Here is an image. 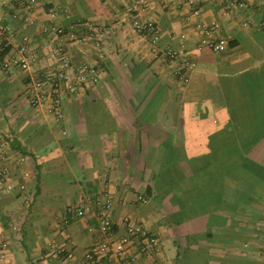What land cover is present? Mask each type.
<instances>
[{
    "label": "crops",
    "instance_id": "0c3cea01",
    "mask_svg": "<svg viewBox=\"0 0 264 264\" xmlns=\"http://www.w3.org/2000/svg\"><path fill=\"white\" fill-rule=\"evenodd\" d=\"M229 1L201 0L195 15L187 0H0V156L15 184L0 190V264H84L103 239L92 230L104 198L118 235L127 218L160 246L96 264H264V181L218 154L220 135L210 140L230 129L225 87L264 70V0H233L230 11ZM201 23L233 46L196 50ZM181 42L185 60L168 59L164 48ZM22 44L34 75L62 57L102 72L73 95L60 82L57 110L31 108L28 72L4 67ZM248 158L264 167V139Z\"/></svg>",
    "mask_w": 264,
    "mask_h": 264
},
{
    "label": "built area",
    "instance_id": "2783aa9c",
    "mask_svg": "<svg viewBox=\"0 0 264 264\" xmlns=\"http://www.w3.org/2000/svg\"><path fill=\"white\" fill-rule=\"evenodd\" d=\"M192 7L193 14L198 15V5L201 0H187ZM36 0H28L29 7H33ZM235 5L233 0H230L226 5L227 10H231ZM201 39L196 50L207 48L213 52L225 51L228 47V42L223 38H214V31L217 24L207 25L204 23L198 24ZM153 44L158 47L160 41L159 33L151 28ZM58 31L57 33H60ZM164 55L171 60H185V47L181 42L176 47H165ZM29 58V50L25 44L18 46L17 51L7 60L4 61V67H14L22 72H28L29 83L26 88L28 104L31 108H40L49 104L50 109L57 110L60 105L59 101V85L60 82L66 83V92L70 95L76 94L79 89L84 86H92L100 77L102 69L97 64H82L77 67H72L67 58L60 59V69L47 74L45 77L34 75L32 73V62ZM188 69L192 68V64L187 63ZM0 156V190L12 191L15 184L8 179L7 169L4 167ZM28 177V173H24V178ZM20 190H24L23 183L17 185ZM138 201L145 202L143 197H139ZM111 201L108 198L102 199L97 203L96 221L97 226L92 231L98 232L103 237L93 244L83 254L84 264H96L105 258H115L120 262L122 258H126L129 254L132 257L136 255H148L152 251L158 250L160 240L154 234H151L142 225L125 218L123 220L124 232L118 235L116 225L112 221L110 215ZM88 212V206L83 204L78 207L74 215L76 218L83 217ZM66 223V222H65ZM60 253H64L63 250ZM68 258L72 254L67 255ZM4 259V254L0 251V260ZM134 258H132L133 260ZM117 262V264H119Z\"/></svg>",
    "mask_w": 264,
    "mask_h": 264
},
{
    "label": "trees",
    "instance_id": "16d2710c",
    "mask_svg": "<svg viewBox=\"0 0 264 264\" xmlns=\"http://www.w3.org/2000/svg\"><path fill=\"white\" fill-rule=\"evenodd\" d=\"M229 46H233V43H229ZM6 53L7 50L1 54L2 57ZM243 80L241 83L225 87L223 97L230 129L214 134L210 140L212 137L216 140L220 135L219 153L217 147L216 152L221 156H236L237 168L251 172L264 181V167L248 158L250 152L264 139V70L254 77L245 74ZM251 80L257 81L253 83ZM230 165L233 166V163ZM218 166L227 169L228 163L219 162ZM237 181L241 183L238 190H250L239 176Z\"/></svg>",
    "mask_w": 264,
    "mask_h": 264
},
{
    "label": "rangeland",
    "instance_id": "374dc122",
    "mask_svg": "<svg viewBox=\"0 0 264 264\" xmlns=\"http://www.w3.org/2000/svg\"><path fill=\"white\" fill-rule=\"evenodd\" d=\"M201 178H202V176H201ZM183 183H180L179 185H177V188L179 189V190H177V188L175 187L174 188V190L173 191H176V192H174L175 194H174V196H176V193H177V196H179V192L181 191V189H187L189 186L188 185H190V184H188V180H191V179H189V178H187V177H185V178H183ZM203 180V179H202ZM196 181H197V179L195 180V181H193L194 183V185L196 184ZM209 183H208V180L207 179H205V181L202 183V187H201V189L200 190H209ZM176 196V199L177 200H175V202H179V200H178V197ZM160 197V196H159ZM178 205V204H177ZM251 213V212H250ZM258 213H260V212H258ZM257 212H252L251 214H252V216H251V219L252 220H255V219H258V218H260V215L258 214Z\"/></svg>",
    "mask_w": 264,
    "mask_h": 264
}]
</instances>
